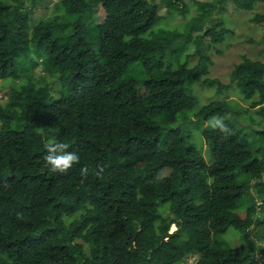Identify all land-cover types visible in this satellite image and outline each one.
<instances>
[{
    "label": "trees",
    "instance_id": "trees-1",
    "mask_svg": "<svg viewBox=\"0 0 264 264\" xmlns=\"http://www.w3.org/2000/svg\"><path fill=\"white\" fill-rule=\"evenodd\" d=\"M227 1L194 0L169 27L159 5L187 16L185 0H57L38 18L0 0V264H264V59L242 56L224 84L202 46L224 40L204 23ZM201 78L247 107L200 104ZM54 142L80 157L66 175L43 159Z\"/></svg>",
    "mask_w": 264,
    "mask_h": 264
},
{
    "label": "rangeland",
    "instance_id": "rangeland-1",
    "mask_svg": "<svg viewBox=\"0 0 264 264\" xmlns=\"http://www.w3.org/2000/svg\"><path fill=\"white\" fill-rule=\"evenodd\" d=\"M25 7H30L33 11V17H41L42 15H48L53 11V4L57 0H36L38 4L32 3L33 0H22ZM159 2V0H156ZM190 6V13L187 16H182L177 12L170 13L164 4L159 5V13L166 17V23L169 27H182L185 21L191 16L195 15L197 11L196 3L194 0H185ZM254 10L240 9L235 6L231 1H227L224 6L215 10L214 14L205 21L204 29L214 26L219 28L217 22L220 19L222 25L228 29L225 34V38L222 42L209 43L208 36H202V46L205 48V53L210 56L212 63L208 64L210 78H218L220 82L228 84L230 81V73L236 63L241 61L242 56L246 55L252 59H264V44L262 43L261 36L264 31V22H257L252 19V16L256 13H264V3H256ZM91 17L95 21H101L105 17V11L101 5H98L91 10ZM164 19V18H163ZM162 20V18L160 19ZM162 24L166 25L163 21ZM195 33V32H194ZM209 45V47H206ZM194 49L193 45H189V50ZM197 60V56H193L191 63L194 64ZM191 89L196 94L200 101V104H206L211 100L227 99L231 104L235 106L237 103V109L244 111L248 103L244 101L239 94L235 85H228L226 88L217 89L216 85L210 86L203 82V79H198L191 86ZM237 100V102H236ZM255 108L251 110L254 113ZM191 116L192 113H189ZM242 114V113H240ZM257 117V115H255ZM213 119L205 121L207 127H210V122ZM238 120L241 124L246 123V119L239 115ZM199 135V134H198ZM198 135L196 137H198ZM202 151L205 152V141L201 144ZM204 156L208 162L212 160L209 152L204 153ZM169 169H161L157 176L164 177L168 175ZM262 217V215H261ZM232 244H237L238 240L233 235L230 237ZM197 255L187 256L184 262L181 264H191Z\"/></svg>",
    "mask_w": 264,
    "mask_h": 264
},
{
    "label": "clouds",
    "instance_id": "clouds-1",
    "mask_svg": "<svg viewBox=\"0 0 264 264\" xmlns=\"http://www.w3.org/2000/svg\"><path fill=\"white\" fill-rule=\"evenodd\" d=\"M212 129L218 130L222 134H228L230 129L225 123L223 117H216L210 122ZM68 145L62 142H54L47 147V154L43 159L49 167V171L57 175H66L74 165L79 163L80 157L77 153L68 151ZM104 173L103 166L98 167L96 175L102 177ZM89 175V169L84 167L80 169L81 182H85Z\"/></svg>",
    "mask_w": 264,
    "mask_h": 264
}]
</instances>
